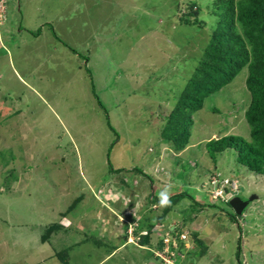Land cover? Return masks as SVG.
Listing matches in <instances>:
<instances>
[{"label":"rangeland","instance_id":"obj_1","mask_svg":"<svg viewBox=\"0 0 264 264\" xmlns=\"http://www.w3.org/2000/svg\"><path fill=\"white\" fill-rule=\"evenodd\" d=\"M213 1L200 0L203 11ZM188 2L6 0V9L0 4L5 50L0 52V264H264V177L239 164L232 149L213 161L204 145L195 144L229 133L248 136L246 70L189 115L192 142L175 150L161 139V117L180 93L174 82L181 75L184 84L192 71L185 56L200 53L210 32L203 25L192 31L185 50L179 46L186 26L178 32L173 26ZM29 23L38 26L32 32L40 30L39 40L15 42L28 36L23 32L19 38L18 31ZM12 42L23 43L19 55L9 50ZM24 46L34 50L24 55ZM212 175L228 180L226 201L213 192L227 183L210 188ZM145 176L154 184L160 176L207 181L197 195L192 188L181 189L182 181L176 189L170 181L161 188L169 197L185 193L187 203L172 206L168 221H161L190 229L172 256L157 246L161 225L151 231L148 245L140 242L145 231L137 225L140 216L157 224L162 212L147 197L152 189ZM137 191L147 193L143 198ZM252 194L257 198L242 215L227 203ZM197 199L206 207L197 221L187 223L188 205L197 208L192 204ZM53 223L61 227L47 232ZM191 229L198 230L209 255L199 256L201 245L194 249Z\"/></svg>","mask_w":264,"mask_h":264},{"label":"trees","instance_id":"obj_2","mask_svg":"<svg viewBox=\"0 0 264 264\" xmlns=\"http://www.w3.org/2000/svg\"><path fill=\"white\" fill-rule=\"evenodd\" d=\"M177 5L176 2L174 8ZM206 8L203 11L200 0H190L186 5L187 11L177 19L173 26L176 32L181 26H186L187 31L184 37L181 35L185 41L179 45L184 50L185 44L191 39L192 31L197 33L203 25H207L210 32L207 44L200 53L185 56L186 59L188 58L186 67L192 66V71H189V77L184 84L180 81L182 76H179V73L176 74L179 79L177 78L178 81L174 84L179 87L180 93L177 95L173 107L161 117L164 118L165 123L161 139L172 143L175 150L182 149L188 142L189 115L203 107L205 97L231 82L242 70H246L245 88L251 94V109L248 108L244 111V117L249 126L248 136L233 133L219 135L207 140L205 148L213 161L216 154L232 149L239 164L245 166L248 171L264 177V0H214L212 5L207 4ZM31 33L37 36L40 34V30ZM67 47L70 48V46ZM0 52H5L3 47L0 48ZM176 85H172V87L174 88ZM110 169L112 172L115 171L111 167ZM116 171L120 170L116 169ZM184 195L185 193L174 194L168 197L167 204H162L161 197L158 199L149 193L147 197L150 202L159 204L162 212L161 216H157L159 218L157 222L160 224H155L154 221L149 225L143 219L148 216H144V214L140 216L137 225L147 230L146 234L140 235L142 237L140 242L143 245H148L149 232L156 230V225H163L162 218L169 212L172 205L184 198ZM80 199L77 197L71 206ZM127 203L130 205V202ZM148 219L150 218L146 219L149 222ZM141 220H144V223H141ZM175 225L179 232L183 230L190 233L185 225L181 223ZM59 227L61 225L53 223L46 231H52V228L57 231ZM138 230L140 229L133 233L137 234ZM167 230L171 233L175 232V229ZM193 236L195 243L200 245L201 240L197 239L194 233ZM157 246L159 249L163 247L160 239ZM60 254H63L64 257V252L57 253L59 257ZM63 257L60 258L64 261Z\"/></svg>","mask_w":264,"mask_h":264},{"label":"crops","instance_id":"obj_3","mask_svg":"<svg viewBox=\"0 0 264 264\" xmlns=\"http://www.w3.org/2000/svg\"><path fill=\"white\" fill-rule=\"evenodd\" d=\"M30 25L28 26V25H26L27 27H28V29H26V30H24V31H21V28L19 29V31H18V35H19V38H20V36L23 34V32H26V34L29 36H24V41H21V39H19V40H15V42H32L33 43V41H38L39 40V36L40 35H37V36H34L31 32L33 31V29L32 28H38V26L36 25V24H33V23H29ZM30 37H31V39H30ZM65 44V43H64ZM14 47H13V46ZM22 45H23V43H22ZM22 45H18V44H15V43H13L12 42V44H10V46H9V50H12V52H14V53H17L18 55H19V53H20V51H19V49H20V47L22 46ZM38 46H41L40 44H38ZM7 48H8V46H7ZM12 48V49H11ZM24 49H27V51L26 50H24ZM22 50L24 51V55L26 54V53H28V52H31L32 50H34L33 48L32 49H30L28 46H24V47H22ZM40 50V49H39ZM19 52V53H18ZM20 56V57H22V58H25V56ZM27 56H30V55H27ZM26 59H28V57L26 58ZM24 66H26L27 67V65L25 64ZM37 66L38 65H34L33 66V68H37ZM21 68V67H20ZM30 68V67H29ZM30 74V73H29ZM18 75V74H17ZM15 76V75H14ZM16 78H18V76H16ZM20 78H21V80L25 83V84H27L28 85V83L26 82V79L24 78H22L21 76H20ZM203 136H201V137H199V138H202ZM188 142H192V141H188ZM196 143V145H197V147L199 146V145H204V152L205 153H207L206 152V148H205V143H204V141H201V139H199V141H195ZM199 143V144H198ZM188 144V143H187ZM218 174V173H217ZM148 177L149 176H145V179L147 178L148 179ZM202 177V179H200L199 181H195V180H192V179H189L188 180V182H187V178H186V181H184L183 179H181V181L183 182V184H184V186L183 187H181V189H183L184 187H186V188H192V189H194L195 191H196V195H197V192H204L203 190H204V188H205V185H206V183H207V181H205L204 179V176H201ZM216 177V176H215ZM251 177V176H250ZM150 178V177H149ZM178 177H176V179H177ZM181 178H183V176H181ZM209 178H210V176H209ZM224 178H226V177H224ZM167 177H164V176H160V177H157V179H156V182H158L159 183V185L155 182V184H154V181H153V179L152 180H149V182H148V184H149V188L150 189H152V194L155 196V194H157V196L158 197H161L162 196V193H163V190H161V188L163 187V189H164V185H165V183L164 182H166V181H170V185L171 186H173L174 187V189H176L177 188V185L179 184L180 185V183H182L181 181H176L174 178L172 179H168ZM201 181H203V183H201ZM250 182V181H249ZM209 185V184H208ZM210 187V186H209ZM154 190H155V192H154ZM151 190H149L148 191V193L150 192ZM206 192V191H205ZM144 193H147V191H143L140 195H139V191H137V196H139V197H143L144 198ZM144 194V195H143ZM147 195V194H146ZM169 197V196H168ZM189 199H191V198H189ZM138 201H139V199H137ZM192 202H193V200H191ZM139 203H140V201H139ZM182 204H184V205H186L187 206V203H185V202H183L182 201V199H180L179 201H177V203L176 204H174V205H180V206H184V205H182ZM194 206H197V208H192V206L191 205H188L189 207H190V213H188L187 215H188V218L189 219H186V221H187V223H189V222H192V221H194L195 222V220L196 219H198L199 218V216L197 215L199 212H203V209H205V207H206V205H205V201L204 200H201V199H197L195 202H193L192 203ZM174 205H172V206H174ZM144 206V205H143ZM143 206H141L140 208L142 209V207ZM171 206V208H173ZM151 207V206H150ZM150 207H148L147 206V208H149L150 209ZM185 207V206H184ZM146 207L145 208H143V211L145 212V213H148L147 211L148 210H146L145 211V209H147ZM181 210H182V212L185 210H183V207L181 208ZM201 210V211H200ZM143 211H142V213H143ZM170 212V211H169ZM178 211H176V213H177ZM180 212V211H179ZM156 216H157V214H156ZM155 216V217H156ZM168 216H169V213H168ZM174 216V215H173ZM180 216V215H179ZM183 217H184V215H182ZM183 217H181V218H183ZM187 217V216H186ZM196 217V218H195ZM149 218H151V217H149ZM152 219V218H151ZM150 219V220H151ZM155 219V218H154ZM153 219V221L152 222H154L155 220ZM164 219L166 220V221H168L167 220V215L164 217ZM163 219V220H164ZM170 219H172V218H170ZM184 219V218H183ZM173 220V219H172ZM175 220H178V219H175ZM179 221V220H178ZM197 221V220H196ZM199 222V221H198ZM142 223H144V221H142ZM197 223V222H196ZM197 224H199V223H197ZM197 227H199V226H197ZM201 228V227H200ZM203 228V227H202ZM189 229V228H188ZM144 230H146V229H143V231ZM190 230V229H189ZM202 230V232H204V229H201ZM147 231V230H146ZM151 231H154L155 232V230H151ZM151 231L149 232V236L152 234L151 233ZM191 232L192 233H194L195 235H196V237H197V239H199V240H201V242H202V239H201V236H200V233L198 232V230L197 229H195V230H192L191 229ZM205 233V232H204ZM203 235V234H202ZM206 235H207V233H206ZM209 235V234H208ZM149 243H150V241H149ZM148 243V244H149ZM200 245H201V248H199L200 247ZM200 245H197L195 248H194V244H192L191 245V248H194V249H197L198 251H200L199 249H201V254H199V256H202V255H206V254H208L209 255V249H208V246H206V245H202V243L200 244ZM199 249H198V248ZM179 261H180V259H179ZM174 264H176V261H175V263Z\"/></svg>","mask_w":264,"mask_h":264},{"label":"built area","instance_id":"obj_4","mask_svg":"<svg viewBox=\"0 0 264 264\" xmlns=\"http://www.w3.org/2000/svg\"><path fill=\"white\" fill-rule=\"evenodd\" d=\"M0 4H2L3 6H5L6 9V0H0ZM1 8V7H0ZM6 13H3V16H5ZM2 15L1 9H0V16ZM6 18V17H5ZM211 184H215L217 182V179L213 178L211 179ZM224 183H228V180H224ZM213 196H217L220 197L223 200H227L228 196L225 195V192L223 190V188H219V189H214L213 192ZM176 223H171L167 225H162L163 228H159L160 230V237L163 243V248H162V252L165 253L168 256H172L174 255L176 249H178L179 245H180V241L184 240L188 234L187 231H180L176 229L177 225H175ZM175 229V232L171 233L169 232L167 229ZM158 256H160L163 260H165L166 262H170L168 257H166L165 255L161 254L160 252L156 253Z\"/></svg>","mask_w":264,"mask_h":264},{"label":"water","instance_id":"obj_5","mask_svg":"<svg viewBox=\"0 0 264 264\" xmlns=\"http://www.w3.org/2000/svg\"><path fill=\"white\" fill-rule=\"evenodd\" d=\"M257 198L256 194H252L249 198L243 199L239 196H234L228 200L229 206L233 209L235 214L242 215L246 206L254 199Z\"/></svg>","mask_w":264,"mask_h":264},{"label":"clouds","instance_id":"obj_6","mask_svg":"<svg viewBox=\"0 0 264 264\" xmlns=\"http://www.w3.org/2000/svg\"><path fill=\"white\" fill-rule=\"evenodd\" d=\"M215 176H219V175H212L210 178H209V180H208V184H209V186H210V188H212L213 186H221L223 183H224V179L225 178H223L222 180H220V179H218L217 177H215ZM213 178H215V179H217V182L213 185V184H211V179H213ZM151 194V193H150ZM153 195V194H152ZM147 196V195H146ZM161 203L162 204H167L168 203V195H167V192L165 191L164 193H162V199H161Z\"/></svg>","mask_w":264,"mask_h":264},{"label":"bare ground","instance_id":"obj_7","mask_svg":"<svg viewBox=\"0 0 264 264\" xmlns=\"http://www.w3.org/2000/svg\"><path fill=\"white\" fill-rule=\"evenodd\" d=\"M231 184V183H230ZM228 185H229V183H227V186H223L222 185V187H223V190H224V192H225V195H227V196H229V195H231V194H229L228 192H229V190L227 189L228 188ZM230 187V186H229ZM235 190H237V188L236 189H234V191ZM230 197V196H229ZM228 197V198H229ZM138 224V223H137ZM146 230L144 231V232H142V234L144 235V234H146ZM186 238H187V236H186ZM162 241V240H161ZM181 241H183V240H181ZM181 241H180V243H181ZM183 243V242H182Z\"/></svg>","mask_w":264,"mask_h":264}]
</instances>
